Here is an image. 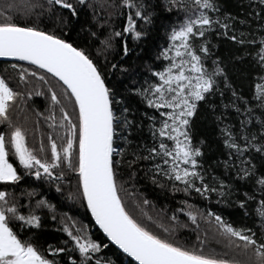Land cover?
<instances>
[{
	"label": "snow or ice",
	"instance_id": "snow-or-ice-1",
	"mask_svg": "<svg viewBox=\"0 0 264 264\" xmlns=\"http://www.w3.org/2000/svg\"><path fill=\"white\" fill-rule=\"evenodd\" d=\"M241 6L243 17L223 0H0V58L12 61L26 89L0 75V264H264V0H241ZM88 12L92 43L72 41L74 22ZM45 15L55 17V29L33 20ZM161 30L165 42L152 62L129 64L125 58L144 51L146 39ZM221 38L237 46L233 63H251L248 96L217 55ZM33 94L48 104L34 113L30 144V130L15 113ZM130 99L144 106L141 115ZM202 107L219 112L223 158L211 163L207 141L195 138ZM41 122L46 130L37 139ZM145 127L151 143L135 144L132 137ZM141 170L174 194L208 203L215 194L216 203L235 205L245 216L254 210L260 227H238L188 199L172 215L161 210L154 218L144 210L152 202L125 187ZM72 178L68 199L94 224L59 212L44 195L45 186L63 194ZM178 213L196 230L201 222L208 226L191 247L176 238L178 228L188 227ZM48 219L67 239L41 241ZM209 235L222 251H205Z\"/></svg>",
	"mask_w": 264,
	"mask_h": 264
},
{
	"label": "trees",
	"instance_id": "trees-1",
	"mask_svg": "<svg viewBox=\"0 0 264 264\" xmlns=\"http://www.w3.org/2000/svg\"><path fill=\"white\" fill-rule=\"evenodd\" d=\"M91 18V12H88L86 15H82L79 18V22L75 23L73 26V30L69 33V36L72 41L79 42L81 44L84 43H92L90 38L87 35V29ZM33 20L36 21L37 26L41 28H46L48 30H53L57 27V21L55 17L49 18L47 15L40 17L38 20L33 17ZM83 26V27H82ZM165 42L162 30L157 32L154 31L143 43L142 47L145 49L144 51H140L139 48H136L133 53L130 54V57L125 58L129 64L133 66H140L146 63H151L155 54L157 47ZM129 46L134 47L132 41H129ZM236 50V46L229 45L228 48L224 50V57L227 62L230 63L232 57L234 56V51ZM139 52V56L136 53ZM10 63L12 61H0V75L11 76V83L14 87H19L21 91H26L22 84L18 83V79L16 77V73L10 68ZM23 64L24 62H18ZM8 67V71L4 72L3 69ZM143 74V69L140 68V75L137 76V79H140ZM112 81L120 84L127 83V81L123 80L122 77L113 76L111 77ZM35 83V82H34ZM32 89V85L28 86V90ZM36 90H40L39 86H37ZM48 101L44 96H36L33 94L31 98H27L24 103L19 106V109L15 113V118L17 122L26 126L30 130L29 142L32 141V126L33 122L37 119L34 115L35 112H44L47 107ZM129 104L133 109H138L137 116L141 115L144 111V106L139 104V102L135 99H130ZM22 109V111L20 110ZM151 111V110H149ZM219 112L213 113L208 109H204L203 107L199 110L196 117H194V131L195 138L205 139L207 141L206 151V159L209 163L216 160L217 158L222 157L223 146L218 139V130L215 124V116L218 115ZM131 118V117H130ZM3 126L0 125V128ZM46 130V125L41 122L40 131L36 132L35 135L37 139L39 138L41 132ZM132 139L135 141V144L143 145L150 144V134L148 133L147 128L145 127L141 132L136 133ZM141 169L145 168V164L140 165ZM223 173V169L220 168L217 170L216 174ZM125 181H128V176L125 175L123 177ZM31 183L34 185H39L40 182L31 180ZM75 179L72 178L70 181H65V191L63 194L56 193L54 188L44 187L43 192L46 198L50 199L52 203L58 205V211L63 213L67 212L69 215L82 220L86 224H94V221H91L90 213L86 212V209L81 207L78 202H73L68 199V193L70 191L75 190ZM27 186V185H25ZM125 187L129 192H134L137 197H142L150 200L154 207H147L144 210L147 211L154 218L159 219L158 213H161V210H164L166 216L172 215L174 210L181 205L179 204L180 200L188 199L189 203H194L198 208L204 210L205 208H211V210L221 214L225 219L233 222L236 226H246L245 216L243 214V210L238 208L235 205H231L228 203H216L218 199L215 194L212 196V202L208 203L203 199L199 198L196 195L192 197H185L182 193H172L169 189H161L157 186L153 185L151 181L144 175V171H138L137 178L135 181H128L125 184ZM235 199V197H233ZM130 205V210L134 212L135 215L139 216V209H135L132 205V201H128ZM179 220L181 224H187V228H178L176 232V238L182 243H188L191 247L196 244V235L197 231L199 232L200 237L203 239L205 236V230H207L208 226L201 222V228L196 230V226L191 223L186 215L183 213H178ZM165 224H168V220L165 218L162 221ZM59 225L50 219L46 220L45 227L42 230L41 241H47V243L57 244L58 242L67 239L66 234L63 232L56 231V228ZM93 232L96 233V229L93 228ZM102 237V233H98ZM46 246V245H45ZM114 247V246H113ZM209 249H215L217 252L222 251V246L217 245L214 240L211 239V236L208 237V243L205 247V251ZM106 252L108 250H105ZM111 255V253H108ZM115 259V257H113Z\"/></svg>",
	"mask_w": 264,
	"mask_h": 264
},
{
	"label": "rangeland",
	"instance_id": "rangeland-1",
	"mask_svg": "<svg viewBox=\"0 0 264 264\" xmlns=\"http://www.w3.org/2000/svg\"><path fill=\"white\" fill-rule=\"evenodd\" d=\"M226 9L231 12L233 15H239L243 17L244 8L241 6V0H223ZM246 3V0H244ZM219 45L217 49V55L224 57V50L229 47V45H233L232 42L227 41L223 38L216 41ZM237 54V46L234 51V55ZM226 61V60H225ZM227 62V61H226ZM229 63V62H228ZM254 70L252 69L250 62L245 63H233L232 60L229 63V73L235 85L239 86V89L243 92L245 96L251 94V85H252V75ZM205 109V108H204ZM245 216V215H244ZM246 226L252 227L254 230L260 227L259 218L256 216L254 210H250V215L245 216Z\"/></svg>",
	"mask_w": 264,
	"mask_h": 264
},
{
	"label": "water",
	"instance_id": "water-1",
	"mask_svg": "<svg viewBox=\"0 0 264 264\" xmlns=\"http://www.w3.org/2000/svg\"><path fill=\"white\" fill-rule=\"evenodd\" d=\"M0 61H6L5 58H0Z\"/></svg>",
	"mask_w": 264,
	"mask_h": 264
}]
</instances>
